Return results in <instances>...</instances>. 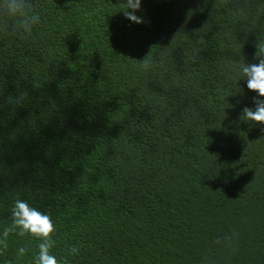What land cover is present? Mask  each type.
<instances>
[{"label": "trees", "instance_id": "1", "mask_svg": "<svg viewBox=\"0 0 264 264\" xmlns=\"http://www.w3.org/2000/svg\"><path fill=\"white\" fill-rule=\"evenodd\" d=\"M32 2L30 34L0 33V233L23 199L69 264H264V125L240 119L239 68L264 56V0H142L141 24L122 0ZM39 242L10 234L0 264Z\"/></svg>", "mask_w": 264, "mask_h": 264}, {"label": "clouds", "instance_id": "2", "mask_svg": "<svg viewBox=\"0 0 264 264\" xmlns=\"http://www.w3.org/2000/svg\"><path fill=\"white\" fill-rule=\"evenodd\" d=\"M120 5L126 19L136 24L145 22L143 17L136 14L141 10L142 0H122ZM33 9L32 0H0V33L8 36L30 34L34 26L40 23V16ZM13 18L14 22L10 23L9 21ZM256 46L257 53H264V42L257 43ZM140 62L145 69L149 68L151 64L148 56ZM239 68L243 77L246 78L247 89L257 93V96L252 98L254 107H243L240 119L264 125V99H262L264 98V56L259 58L258 63H246L241 59ZM20 99L22 100L23 97ZM261 130L264 131V128ZM13 233L20 237L31 235L40 241L37 245L38 252L34 258L35 264H69L67 257L58 260L51 253V249L56 244L53 239L56 225L51 215L38 210L26 200L16 199L14 201L11 207V224L0 233V250H7L8 237ZM216 242L220 243V238ZM28 251L27 247L21 246L18 249V256L23 257ZM79 252L78 246L68 249V255L71 256H76Z\"/></svg>", "mask_w": 264, "mask_h": 264}]
</instances>
